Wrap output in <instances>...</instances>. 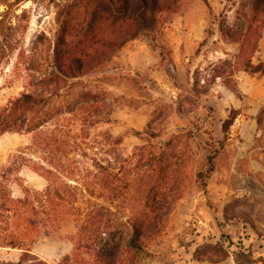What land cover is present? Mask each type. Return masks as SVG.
I'll list each match as a JSON object with an SVG mask.
<instances>
[{
	"label": "rangeland",
	"instance_id": "1",
	"mask_svg": "<svg viewBox=\"0 0 264 264\" xmlns=\"http://www.w3.org/2000/svg\"><path fill=\"white\" fill-rule=\"evenodd\" d=\"M243 1L232 0L223 12L228 11V17L216 21V27L210 21L199 25L207 33L196 39L194 47L173 49L182 42L167 30L182 28L180 13L186 10L182 4L174 12L159 15L158 36L138 38L152 49H156L153 37L169 48L174 78L163 65L151 63V53L142 51L132 62L123 59L119 51L109 56V51L107 59L88 68L82 77L66 79L59 94L50 96L40 82L55 70L57 51L93 55V50L82 44L84 38L75 36L82 14H67L69 6L79 0H0V20L5 18L13 28L9 38L0 36V107L24 94L48 98L36 122L55 118L68 106L83 109L74 120L83 130L82 138L73 145L80 148L71 155L76 165L64 169L72 186L78 188L74 192L78 195L77 215L58 218L51 229L47 215L40 214L41 225L50 228V235L36 242L22 238L21 249L0 247V264H20L23 249L48 264H78L77 253L89 264H99L95 253L101 245L83 240L82 233L96 221L92 218L102 206L103 217L111 216L113 222L107 224L102 218L100 228L115 234L114 240L119 233L130 232L133 225L151 232L140 239L142 250L125 249L119 264H264V171L255 164L264 162V140L254 136L248 118L245 128L238 123L228 134L221 129V122L229 118L225 112L228 102L217 98L226 93L224 89L199 99L191 93L194 78L199 79V87L212 81L214 64L224 67L222 61L228 58L240 65L235 58L237 50L213 34L218 27H238ZM65 25L70 35L63 45L59 37ZM261 27L256 24L250 31V48L259 41ZM251 53L245 51L239 57L250 58ZM244 106L248 109L251 103L245 100ZM199 125L203 131L196 130ZM244 129L248 131L243 133ZM206 131L213 132L214 141L207 143ZM229 136L225 151L215 155L211 177L199 179L207 170L208 156L219 150L217 142L225 143ZM33 139V133L0 134V183L16 198H24L25 190L34 194L48 187L28 163H20L19 156L24 153L49 167L48 154L33 155L26 150ZM96 160L105 166L112 164L111 188V179L99 181L106 175L93 166ZM7 219H0L2 229L11 228Z\"/></svg>",
	"mask_w": 264,
	"mask_h": 264
},
{
	"label": "trees",
	"instance_id": "2",
	"mask_svg": "<svg viewBox=\"0 0 264 264\" xmlns=\"http://www.w3.org/2000/svg\"><path fill=\"white\" fill-rule=\"evenodd\" d=\"M181 0H79L78 3L69 6L67 14L73 16L78 11L82 14L83 19L79 22V31L76 37H83L82 44H87L93 50L92 54L79 56L77 52L71 55L66 54L64 50L56 53L55 70L50 72V75L45 81L40 82L43 85L44 93H49L50 96H56L62 90L61 85L66 83V79H75L84 76L88 68L101 63L112 54L120 51L130 42L138 39L141 35L158 36L161 31L158 28L159 15L166 12H174ZM232 1V0H231ZM242 11L239 14L240 20L238 27L235 29L225 26L221 27L222 37L234 43H239L249 37L250 31L255 24L264 25V0H244L241 4ZM11 24L5 21V18L0 20V36L9 38L12 33ZM69 26L65 25L59 41L64 45L65 39L70 35ZM73 35V34H71ZM155 48L159 49L163 61L166 62V71L174 78L175 66L170 50L162 43L157 42L153 37ZM9 50L12 49L10 45ZM79 51V50H78ZM110 51V55L108 52ZM88 58V59H86ZM224 67L215 66L212 81L206 86L199 87V79L194 78L191 93L198 99L206 96L215 85L217 79L223 81L229 90H231L238 98L242 95L237 87L236 81L231 79L229 70L232 69L230 62H223ZM246 71L252 75H262L264 73V63L256 66L252 65L248 60L245 65ZM170 70H172L170 72ZM206 83V82H205ZM67 87V86H66ZM65 87V88H66ZM48 98L45 99L35 94H24L10 102L5 107H0V134L5 133H33L34 139L31 146L26 150H31L33 155L37 153L48 154L49 167L44 166L40 160L27 158V155L21 153L19 156L21 165L28 163L31 169L42 176L47 182L48 187L42 192L31 193L30 190H25L24 198H16L8 191L4 190V186L0 183V219L8 218V230L0 227V247L21 249L23 242L22 238H29L31 242H36L50 235V228L46 225H41L43 220H39L40 214L47 215V221H50L54 229L58 218L64 217L68 213L75 215V200L77 194L75 189L77 186H72L73 181L68 174H64L65 168H72L76 164V160L71 156L77 152V145L81 139L83 132L82 124L80 128L74 123L76 115H82L81 107L68 106L58 112L57 117L47 121L36 122V115L40 114L41 107L48 105ZM80 106V105H79ZM211 110V109H209ZM178 112L183 113L180 109ZM239 111L232 110L229 119L224 123V130L232 124ZM74 116V117H73ZM73 117V119H72ZM72 119V120H71ZM81 123L85 122V117L80 119ZM49 124V126H47ZM49 127H53L50 129ZM197 131H203V128L195 126ZM205 131V130H204ZM210 143L215 140L213 132H204ZM73 142V143H72ZM219 150L211 156H208V166L204 174L199 175V179L203 180L210 178L215 171L214 160L215 155L224 147V140L217 142ZM77 149V150H76ZM56 158V160H55ZM56 161V162H55ZM66 163V166H62ZM95 168H99L102 172V177L99 181H108L111 179L110 188L113 185L114 169L112 164L103 165L102 161L96 160L93 162ZM114 171V170H113ZM5 179V177H2ZM87 179L86 176L83 180ZM78 184V181H74ZM90 183V182H89ZM206 187V184H203ZM72 189V190H71ZM39 204V207L35 205ZM105 208L102 206L93 216L92 220H96L90 229H85L82 233L83 240H92L95 244H100L95 253L99 264H119L125 253V249H141L139 244L140 239L150 231L143 230L142 225H133L130 232H121L119 237L114 240L115 234L111 231H102L100 228L103 224L102 218ZM73 211V212H69ZM109 214H113L111 210H107ZM48 212V214H47ZM77 215V214H76ZM46 219V218H45ZM56 221V222H55ZM107 224H111L113 219L111 216L106 218ZM106 224V223H104ZM151 226H149V229ZM43 235H41L42 231ZM49 233V234H48ZM35 235V236H34ZM105 236H109L110 240ZM127 236V237H126ZM106 239V240H105ZM97 240L99 242H97ZM91 249V248H90ZM82 253L75 255L76 263L89 264L83 259ZM20 264H48L31 254L30 250L23 249L20 258Z\"/></svg>",
	"mask_w": 264,
	"mask_h": 264
},
{
	"label": "crops",
	"instance_id": "3",
	"mask_svg": "<svg viewBox=\"0 0 264 264\" xmlns=\"http://www.w3.org/2000/svg\"><path fill=\"white\" fill-rule=\"evenodd\" d=\"M190 2H195V5H189ZM231 3V0H181L178 6L180 4L185 7V13H180V19L179 22L182 24V30H176V29H167L170 34L177 35L176 40H181V46L177 44V46L173 49L175 50H184V47L187 49L189 47L195 46L196 39H202V37L207 33V30L205 27H200L199 25L204 24V22H212V26L216 27L217 24L216 21L220 20L221 18H227L228 11L223 13L226 9V7ZM177 6V7H178ZM175 24V23H174ZM256 25V24H255ZM229 26V25H227ZM232 27V26H229ZM262 30L259 36V41L253 46V48H250L249 44L247 43L248 38H245L244 41L239 43L231 42L227 39H224L222 37L221 28L218 27L216 33L214 35H218V40L230 45L235 50H237V54H235V58H239V61H241L240 65L237 66L235 62L232 60H229L228 58L226 60H223V62H230L231 68L233 69V75L231 76V79L236 81L237 87L242 95L241 98H238L231 90H229L225 85H223V81L219 78L217 79L219 85L215 83V85L212 87L211 91H215V93L219 94V91H222L224 89L226 93H223L222 96L217 97L220 99V101L228 102V110H226V114L230 116L232 110L239 111L233 120L232 124L228 127V129L224 130V123L229 118H226L224 122H221V129L225 132V134H228L227 132L234 126H236L238 123L240 126L245 128V121L248 118L249 120V128H251V131L254 133V136L256 138L264 140V73L262 75L252 76L250 75L246 69L245 65L247 61L249 60L250 63L254 66L264 63V25H262ZM214 31V30H213ZM199 37V38H198ZM163 45H165L163 43ZM184 45V47H182ZM166 46V45H165ZM167 47V46H166ZM168 48V47H167ZM200 48V47H199ZM150 49V50H149ZM169 49V48H168ZM156 50L159 49H152L151 47H146V45H142V43L139 42L138 39L130 42L125 47L119 51V55L126 60H130L132 62H135L137 60V56L140 52H145L146 54L151 53L154 57L152 64H159L163 65L164 68H166V62L163 61L162 56L157 55ZM251 50V56L250 58H243L241 60L242 52ZM228 56V53L225 54ZM174 62V61H173ZM219 63V62H218ZM214 64V66L218 65ZM175 65V64H174ZM166 70V69H165ZM220 89V90H217ZM209 92V93H210ZM209 95V94H208ZM206 95V96H208ZM245 100H248L251 103V106H249L248 109H245L244 102ZM250 115L249 117H247ZM243 130V133H246L248 129ZM231 141V137H227L224 145L226 142L228 143ZM225 149L227 147V144L224 146ZM223 147V150H224ZM264 150V147H263ZM225 151V150H224ZM247 156V155H246ZM242 157H245L242 155ZM242 157H239V159H242ZM264 161V160H263ZM256 165L261 166L260 170L264 171V162L260 163L259 161H255ZM254 164V167H255Z\"/></svg>",
	"mask_w": 264,
	"mask_h": 264
}]
</instances>
